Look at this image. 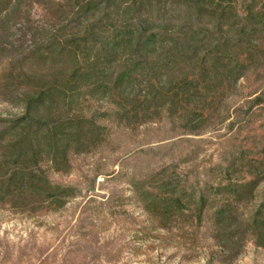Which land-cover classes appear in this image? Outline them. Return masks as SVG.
I'll return each instance as SVG.
<instances>
[{
    "label": "trees",
    "instance_id": "trees-1",
    "mask_svg": "<svg viewBox=\"0 0 264 264\" xmlns=\"http://www.w3.org/2000/svg\"><path fill=\"white\" fill-rule=\"evenodd\" d=\"M34 4L45 24L32 21ZM3 61L0 98L21 111L0 116L1 205L63 208L81 189L49 171L105 149L111 129L144 127L179 137L161 146L160 163L127 177L153 229L185 251L207 246L206 264H232L247 242L264 249V118L254 120L264 115V0H0ZM250 77L260 85L242 95ZM209 129L224 131L219 157L198 160L204 141L194 137ZM180 144L186 155L174 152ZM110 198V213L125 214ZM92 229L81 264L98 257ZM138 231L151 234L143 222Z\"/></svg>",
    "mask_w": 264,
    "mask_h": 264
},
{
    "label": "rangeland",
    "instance_id": "rangeland-1",
    "mask_svg": "<svg viewBox=\"0 0 264 264\" xmlns=\"http://www.w3.org/2000/svg\"><path fill=\"white\" fill-rule=\"evenodd\" d=\"M30 11L35 24H45L46 15L39 6L34 4ZM6 63H0V72L6 68ZM260 82L253 77L240 80L244 87L242 95L252 92ZM20 111L19 106L10 105L0 98V116ZM263 118L264 115L254 117V120ZM113 131L111 129L112 143L105 149L74 156L68 171H49V179L53 183L73 185L81 189L80 195L71 198L63 208L29 215L0 204V264H81L89 257V250L83 246L87 243L81 236L84 231L92 228L98 257L90 264H206L207 246L203 250L185 251L164 239L166 231L153 229L149 215L138 206L127 182L130 173L145 172L149 167L160 163L159 157L165 152L161 146L168 145L179 137L174 138L176 134L168 132H146L144 127H140L134 135L128 130ZM223 132L209 129L194 137L193 141H204L198 160L207 161L211 157L212 160L218 159L221 146L217 137ZM149 148L162 150L158 151V156L140 152L141 149ZM186 149L185 144H180L174 147V152L179 154L182 151L186 155ZM169 156L170 154L166 159ZM200 171L203 175L202 166ZM90 185L94 189L88 191ZM259 187L260 191L264 188V181ZM122 194L125 197L123 200L120 198ZM111 196L113 197L110 198ZM109 198L113 208L125 211V214H111L105 202ZM84 205H87L86 209ZM90 219H94L95 226L90 224ZM141 222L151 232L146 239L138 231ZM123 244L128 246L124 248ZM120 248L124 249L115 262L105 260V251ZM183 253L193 256L190 260H185ZM232 264H264V249L247 242Z\"/></svg>",
    "mask_w": 264,
    "mask_h": 264
}]
</instances>
